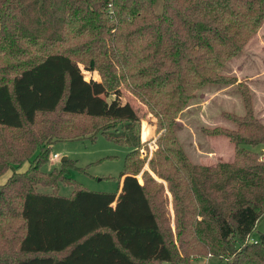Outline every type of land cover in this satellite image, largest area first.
Here are the masks:
<instances>
[{
  "label": "trees",
  "instance_id": "trees-1",
  "mask_svg": "<svg viewBox=\"0 0 264 264\" xmlns=\"http://www.w3.org/2000/svg\"><path fill=\"white\" fill-rule=\"evenodd\" d=\"M263 19L264 0H0V176L11 171L0 264H189L192 254L264 264V233L250 240L264 216V161L252 151L264 125L245 84L218 73ZM95 70L97 81L82 76ZM206 85L234 86L244 109L221 113L233 130H201L232 146L231 162L212 167L192 165L175 135ZM120 87L155 118L142 184L139 108L120 104ZM97 132L128 149L114 193L73 183L67 160L40 171L51 144ZM60 186L75 188L63 197ZM165 190L175 241L161 225Z\"/></svg>",
  "mask_w": 264,
  "mask_h": 264
},
{
  "label": "rangeland",
  "instance_id": "rangeland-1",
  "mask_svg": "<svg viewBox=\"0 0 264 264\" xmlns=\"http://www.w3.org/2000/svg\"><path fill=\"white\" fill-rule=\"evenodd\" d=\"M154 11L156 13L159 11L158 5L155 6ZM79 68L82 70L81 66ZM218 73L224 76H234L237 81L239 80L245 84L250 93L253 115L257 118L264 114V19L241 51L229 60ZM95 75L98 76L96 73ZM87 77L86 81L91 77V73L87 74ZM119 91L120 104L128 101L139 108L138 128L142 139H140L141 144L137 149V153L140 158V150L143 149L146 155L144 158H140L144 160V163L135 179L139 184H142V171H148L147 163L157 148L154 135L155 118L143 106L139 105L137 100L133 101L134 97L130 93L122 87L119 88ZM110 99H112L111 95L107 100ZM221 113H230L235 116L244 114L239 92L234 86H204L194 93V97L189 101L188 106L178 115L175 135L192 165L212 167L217 163L231 162L232 146L229 141L225 137L209 136L201 132L202 129H212L214 127L233 130L235 128L234 124L223 119ZM262 120L261 124L264 125V119L262 118ZM252 151L258 153L259 158L264 161L263 147L258 146ZM127 152L126 147L106 140L104 136L97 132L92 138L85 136L77 140L51 144L50 152L46 158L47 161L40 167V171L49 173L51 170H60L61 159L65 158L68 161L66 177L73 183L90 192L114 193L118 188L117 179L123 170V160ZM52 154H55L57 159L52 158ZM27 165V163H23V166L19 169L22 170ZM10 175L11 171L9 170L0 176V186L6 182ZM72 187L60 186L57 194L69 197L72 189L75 188ZM37 188L38 191L45 190L42 187ZM163 195L167 198L165 206V216L167 218L162 216L161 221L166 219V223L162 222L161 225L169 228L175 241V225L170 194L165 190ZM263 233L264 216L257 223L250 239L255 240ZM61 256L63 254L55 257ZM188 259L189 264H224V262L206 256L195 257L194 254L188 256Z\"/></svg>",
  "mask_w": 264,
  "mask_h": 264
},
{
  "label": "crops",
  "instance_id": "crops-1",
  "mask_svg": "<svg viewBox=\"0 0 264 264\" xmlns=\"http://www.w3.org/2000/svg\"><path fill=\"white\" fill-rule=\"evenodd\" d=\"M95 72H98V71L95 70V71H93L92 74H91V77H92L93 80H95V79L93 78ZM99 73L101 74V76H102V78H103L102 73H101V72H99ZM95 81H97V80H95ZM238 81H239V80H238ZM257 118L259 119L260 122L263 121L262 118L264 119V114H261V115H260L259 117H257ZM140 139H142L141 136H140ZM56 159H57V157H56ZM64 159H65V158H64ZM250 240H251V239H250ZM251 241H254V240H251ZM193 260L196 261L197 259H193Z\"/></svg>",
  "mask_w": 264,
  "mask_h": 264
},
{
  "label": "built area",
  "instance_id": "built-area-1",
  "mask_svg": "<svg viewBox=\"0 0 264 264\" xmlns=\"http://www.w3.org/2000/svg\"><path fill=\"white\" fill-rule=\"evenodd\" d=\"M140 154H141V156H140V158H144L145 157V152H144V150L142 149V150H140ZM144 154V155H143ZM52 158H56V155L55 154H52V156H51ZM206 257H208V256H206Z\"/></svg>",
  "mask_w": 264,
  "mask_h": 264
},
{
  "label": "water",
  "instance_id": "water-1",
  "mask_svg": "<svg viewBox=\"0 0 264 264\" xmlns=\"http://www.w3.org/2000/svg\"><path fill=\"white\" fill-rule=\"evenodd\" d=\"M82 76H87V74L86 73H82ZM64 160H65L64 158L61 159V161H64Z\"/></svg>",
  "mask_w": 264,
  "mask_h": 264
}]
</instances>
